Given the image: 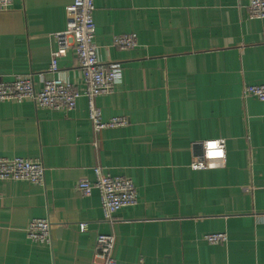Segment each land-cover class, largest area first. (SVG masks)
<instances>
[{
    "label": "crops",
    "instance_id": "1",
    "mask_svg": "<svg viewBox=\"0 0 264 264\" xmlns=\"http://www.w3.org/2000/svg\"><path fill=\"white\" fill-rule=\"evenodd\" d=\"M71 2L13 0L0 10V80L32 73L39 88L42 72L81 86L73 49L48 71ZM248 3L95 0L99 58L123 70L94 103L103 119L128 123L94 133L84 96L68 111L0 101V155L45 168L41 184L0 182V264H97L99 233L114 235L119 264H264V101L242 92L264 83V19L250 18ZM124 33L136 34L135 48L111 46ZM217 138L225 160L193 169L202 142ZM96 165L130 178L137 193L111 222L97 190L75 188ZM38 217L51 223L50 243L26 235ZM214 232L226 241L204 239Z\"/></svg>",
    "mask_w": 264,
    "mask_h": 264
},
{
    "label": "built area",
    "instance_id": "2",
    "mask_svg": "<svg viewBox=\"0 0 264 264\" xmlns=\"http://www.w3.org/2000/svg\"><path fill=\"white\" fill-rule=\"evenodd\" d=\"M13 0H0V10H6ZM250 18L264 19V0H249L247 5ZM95 0H72L65 7L66 27L53 35L56 49L51 52L48 66L50 73L58 70V58L68 49H73L81 73V86L58 76L46 78L44 73L38 76L40 87H35L34 74H16L10 80H0V101L23 102L30 100L38 107L68 111L73 109L80 96L87 100L88 119L94 133L103 129L123 127L128 123L124 116L102 118L95 97L113 92L121 81L123 66L120 62L103 63L95 44V22L93 13ZM111 46L117 49H133L137 46L135 33L116 35ZM243 95L253 96L264 101V83L248 84L243 87ZM97 146V141L94 142ZM219 153V155H217ZM225 140L223 138L206 139L202 142V154L191 163L193 169H202L211 160L224 161ZM94 179H79L75 188L84 196L93 190L99 194L103 219L113 221L115 213L137 202V193L133 181L125 176H111L104 173L100 165L93 167ZM45 168L41 161L25 157H4L0 155V182L5 180L27 181L41 184L44 181ZM80 229L87 228V223L79 224ZM26 235L29 239L50 243L51 223L47 218H33L28 221ZM204 239L212 244L224 243L225 232L206 233ZM115 237L113 234L99 233L96 237L94 258L97 264H119L112 255ZM138 264H146L140 261Z\"/></svg>",
    "mask_w": 264,
    "mask_h": 264
},
{
    "label": "water",
    "instance_id": "3",
    "mask_svg": "<svg viewBox=\"0 0 264 264\" xmlns=\"http://www.w3.org/2000/svg\"><path fill=\"white\" fill-rule=\"evenodd\" d=\"M198 152H199V155L202 154V147H201V146H199V150H198Z\"/></svg>",
    "mask_w": 264,
    "mask_h": 264
},
{
    "label": "snow or ice",
    "instance_id": "4",
    "mask_svg": "<svg viewBox=\"0 0 264 264\" xmlns=\"http://www.w3.org/2000/svg\"><path fill=\"white\" fill-rule=\"evenodd\" d=\"M217 155H219V153Z\"/></svg>",
    "mask_w": 264,
    "mask_h": 264
},
{
    "label": "clouds",
    "instance_id": "5",
    "mask_svg": "<svg viewBox=\"0 0 264 264\" xmlns=\"http://www.w3.org/2000/svg\"><path fill=\"white\" fill-rule=\"evenodd\" d=\"M218 154V153H217Z\"/></svg>",
    "mask_w": 264,
    "mask_h": 264
}]
</instances>
